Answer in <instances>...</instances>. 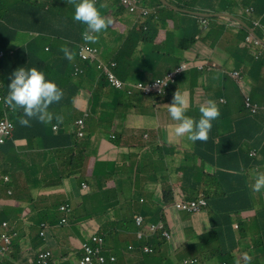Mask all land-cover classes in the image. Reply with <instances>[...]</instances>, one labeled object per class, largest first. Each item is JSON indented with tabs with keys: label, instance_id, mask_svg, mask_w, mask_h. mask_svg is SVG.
I'll return each instance as SVG.
<instances>
[{
	"label": "crops",
	"instance_id": "1",
	"mask_svg": "<svg viewBox=\"0 0 264 264\" xmlns=\"http://www.w3.org/2000/svg\"><path fill=\"white\" fill-rule=\"evenodd\" d=\"M5 1L9 4L13 3V0ZM28 1L36 2L38 5L43 3V0ZM65 1L68 2V0ZM143 1L159 10L161 24L164 26L168 25L173 44L178 47L180 39L188 36L187 23L192 19V14L185 10L195 11L198 6L207 7L213 2L209 0H172L173 2L165 0L177 8L174 9L167 5L174 9V11H170L162 7L157 0ZM160 2L165 5L162 1ZM235 2L237 3L234 7L235 12H238V5H252L250 0H235ZM59 3L64 4L65 7L53 15L47 14L46 6L37 11L30 4H26L23 7L9 5L8 19L12 23L10 26L17 33L14 38L16 42L27 48L32 37H24L22 35L28 29H40L42 30L41 32L46 30L58 35H62L68 30L79 31V28L74 26L75 22L72 19V13L66 12L67 9H72V6L67 5L64 0H59ZM255 6L256 8L260 7V5ZM258 15H260V12H258ZM129 19L132 21V18L127 15L126 20L129 21ZM120 26H124V24L115 22L113 30L115 31L116 29L121 33ZM227 27L230 30H226L224 35L221 36L222 42L230 37V33L235 34L238 31V27L233 23H227ZM27 33L33 32L29 31ZM165 34L166 29H162L159 32L161 38ZM66 43L67 41L65 40L51 38V42L48 45L54 49V54L48 61H28L29 68L36 67L44 72L46 79L55 82L65 93L61 102L53 104L49 109L54 116L60 115L63 117V122L58 124L63 129V132L58 133V130L53 129V125L57 124L55 119H53L51 124H43L37 120H32L30 127L21 126L18 120L23 115V112L20 110V113H16L18 118H14L13 122L16 125L15 140L9 142L0 152V173L8 174L12 180V184L6 191L3 187L0 188V198L9 201L8 206L0 205V235L3 232L1 225L4 222H7L9 227L15 229L19 234L18 239L15 241L17 248H14L12 254L6 255L8 259L4 264H28L37 257L39 250L45 248L44 243L38 236L39 229L31 223V220L34 219L35 224H40L39 219L43 213L52 210L57 211V198H59L58 202H68L71 205L74 213L69 219L76 225L80 222L75 219L76 212L82 207L84 202H87L88 210H94V208L104 210L120 209L115 202L117 199L115 193H111L110 199L107 197L101 198L96 203L92 202L91 197L97 192L98 187H103L105 192L115 189L116 178L125 179V184L122 185V188L125 189L126 194L132 192L130 188H127L130 186L129 179L132 178L137 180L135 183L137 192L149 189V185L156 187L153 193L151 189L146 191V193L148 197L150 195L155 196L153 197L154 209L156 211L162 210V215L161 217H155L151 221H164L167 230L172 235L171 239L163 247L157 245L156 249L153 246L157 241L154 239H152L153 241L150 240L152 241V247L150 245L147 246L152 248L154 253L147 255L140 250L142 247L136 239L137 227L127 224V222H131V217H118L116 220L109 222L107 216H98L92 220L94 221L93 223L85 226L84 234L81 233L78 227L76 232H73L71 228L66 229L68 238L63 241L58 231L53 234L54 241L51 247L54 248L68 240L75 239L73 250H65V256L62 259L63 264H79V260L82 258L83 244L89 238L98 235L104 237V249L107 254L117 257V264H183L182 262L186 258L194 257L195 255L193 247L188 248L187 246L197 243L199 236L211 231V228H209V217L205 211L197 216L178 211L174 208L173 202L160 204L162 194L171 192L175 195L177 190H181L186 197L187 193L184 192L186 190L191 191L194 187L196 191L202 192L207 183L204 173L214 172L216 168L204 165L200 160H195L191 149L186 145H181L182 140L176 141L170 137V128L175 122L172 121L169 113H167V108L161 107L166 102L155 103L148 97H145L143 101L137 99L134 105L126 104L125 108L117 101L111 102L104 99L105 103L111 105V109L106 112L103 118L110 122L113 119V112L116 111V118L108 127V132L100 134L99 127H92L93 124L97 123V120L87 117L85 126L88 128L87 131L92 133V138L84 140V138L78 137L74 132L75 122L85 113H89L90 100L97 88V84L88 74L81 77L73 76V80L71 79L70 73L74 65L78 63L77 61H57L61 54L64 55L61 48L67 47ZM178 47L168 51V54L165 52V54L175 57L174 53L178 50ZM35 50L40 51L42 48L36 49L32 47V52ZM191 53L194 52L179 50L176 55L180 56L182 60L185 57H190ZM212 58L217 65L215 68L205 71L209 81L208 84L202 83L204 74L199 71V79L195 86L194 73L191 71L172 90L169 100L173 99V95L178 89L189 92L191 108L188 111V115L191 117L200 115V112L197 111V106H200L201 103L197 101L196 96L199 95L201 88L197 87L205 86L211 89L222 87V93L214 96V101H216L222 113L223 106L227 105L224 92V79L226 77L224 72L230 69H242L244 73L247 71L246 66H241L242 62H240L239 58L229 51V47L227 50L220 48L215 50ZM201 61L199 60L198 62ZM163 62H161V66ZM251 62L244 64L250 66L249 63ZM82 65L83 63L79 61L78 66ZM42 67L47 69L41 70ZM13 69L14 65H11L9 72H12ZM141 72L144 75H141L139 80L150 81L160 74L162 75L165 71H160L158 68H155V70L141 68ZM259 81L264 82V66L259 74ZM242 91L244 94H249L245 85H242ZM113 96L114 94H108L109 98ZM220 99H225L226 103H221ZM192 107L195 109H192ZM233 112L235 113L236 110H233ZM20 135L22 136L20 137ZM112 135L114 136L113 139L111 138ZM27 138H29V141L26 140ZM36 139H40V142ZM218 141L217 139L216 143ZM7 147L11 148L10 153ZM26 150L33 151V154L22 155ZM72 150L76 152L84 151L86 155L85 159L80 161L78 176L84 175L85 181L83 182L88 183L92 190V193L87 197H84L80 191L83 182L77 181L75 177L59 181L63 174L68 173L67 155ZM59 152H62V154H58ZM17 155H20V157L18 158ZM100 162L113 163L117 167H107L99 170L97 169V164ZM59 184L61 186L57 187ZM11 186L14 196L17 195L18 200L7 197L6 192L11 191ZM176 196L173 197V200ZM37 211L41 216L36 217ZM133 211L135 213L136 209H133ZM93 213L95 212L93 211ZM248 213L249 211L245 212L244 215L251 217L247 215ZM84 214L85 212L82 213V215ZM80 219L81 221L86 220L85 216ZM146 223L151 222L147 221ZM237 228L238 224H235V229ZM86 233H88L87 236ZM127 236H131L132 239L127 245H121L119 240H125ZM224 240L227 241L226 236ZM129 247H133V250H129ZM216 247L222 246L219 243ZM239 252L242 254L246 253V251L240 250V243ZM153 256L157 258L156 263L153 261ZM225 263L227 262L222 264Z\"/></svg>",
	"mask_w": 264,
	"mask_h": 264
},
{
	"label": "trees",
	"instance_id": "2",
	"mask_svg": "<svg viewBox=\"0 0 264 264\" xmlns=\"http://www.w3.org/2000/svg\"><path fill=\"white\" fill-rule=\"evenodd\" d=\"M158 3L174 11V9L163 5L159 0ZM173 2L172 0H168ZM213 1L209 6L204 7L202 5L198 6L195 11L203 13H220L228 12L233 15H237L234 10V7L237 5L235 0H209ZM251 3L255 5H260L258 10H264V0H250ZM64 2L67 5L72 6V9H67L66 12L72 13V19L75 13L74 5ZM79 2V0H78ZM26 4H30L32 7H35L37 11L43 9L44 6L47 7L46 12L49 15L56 14L60 9L64 8V4H60L59 0H43L41 5H38L36 2H30L28 0H20V5L18 7H23ZM103 5V7H101ZM182 6L181 4H177ZM9 4L5 0H0V17L7 21L9 25L12 23L9 21ZM16 6V5H14ZM97 8L102 15L112 19V21L118 22H127L126 25L131 26V21L126 20V16L129 14L127 12L120 0H99L96 3ZM239 7L242 5H238ZM239 15V14H238ZM74 21V19H73ZM75 22V28H79V31L68 30L62 35L53 34L48 31L37 30L41 32V35L34 37L33 40L28 44L27 48L21 49L17 48L12 44L15 42L14 39L17 36L16 31L11 29L8 25L4 26L0 24V50L6 52V55L0 58V75L5 89H8V85L11 83L7 81L4 75V68L7 64H12L16 67L25 63V61H48V59L54 54V49L47 48L43 49L46 45L50 44L51 38H56L57 40L67 41L66 45L68 48L73 50L76 53L75 59L73 61H78V44L83 41L82 33L85 29V25L79 22ZM226 22H233L232 20H227L225 18H212L210 29L206 33H200V40L197 41L195 36L199 33L198 27L199 24L196 20V17L192 16V19L187 23V35L184 37L183 45L179 48L182 50H189L193 46H196L200 51L198 57L190 58L185 61L188 66V72L193 71L195 86L199 79L198 73L201 71L204 74V79L202 83L206 84V72L204 69L199 67V60L205 61L208 64H212L215 61L213 60V49L216 47L222 48L220 42L221 36L226 32ZM148 26V31L143 29L138 30L137 32L133 31L128 36L119 38V34L112 29V25L108 30L102 35H99V39L91 45H97L103 47L108 53H111V45L114 44L116 50L118 51L123 41L124 45L120 49L117 55V60L120 64V74L122 77L128 78L131 75L130 71V62L128 57H132L139 42H143L145 45L151 44L157 35V32H160L159 26L153 25L152 23H146ZM143 28V27H142ZM26 34V33H24ZM169 35L161 43H152L148 49V52H145L147 55L146 58L140 59L144 61L151 69L154 67V59L149 57L150 54L158 51V49H164L167 54L168 51H172L175 47L173 44V39ZM248 36V31L240 27L238 33H235L236 41L229 42V51L239 58L240 62L248 63L252 61L248 70L247 77L251 79V83L247 84V88L250 94V97L245 98L244 93L242 92L241 87H238L229 77L224 79V92L227 99V105L223 106V112L220 117L213 121V127L209 133V139L207 142L198 141L197 145L189 144L188 147L193 153V158L195 160H200L204 165L212 166L215 169L214 172H205L204 176L207 180L206 186L203 189V193L206 199L209 200L210 206L208 207V217L211 225V231L205 235L199 236L197 243L190 245L189 248L193 247L195 255L199 257V263L197 264H222L227 262L228 264H264V190L257 193L253 191L252 185L255 183V176L258 172H264V114L249 115L245 114V105L246 101L250 99L251 106L258 105L264 106V82L259 81V74L264 66V58L257 61L256 54L259 52L260 48L254 43H246V37ZM115 41V42H114ZM32 47L36 49L42 48V50H35L32 52ZM9 50L13 51V55L7 54ZM201 51H205L202 53ZM27 52V55L25 54ZM69 61L65 58L64 55H60L57 61ZM128 61V62H127ZM180 62V59H177L173 56L166 58L160 67L161 71L168 72L175 68ZM5 69V68H4ZM46 67H42L41 70H46ZM6 73L8 71H5ZM87 74L91 77L92 80L101 78L99 80V88L93 92L92 96L95 97L98 105L100 101L104 102L106 98V90L109 87L107 79L104 75H101L100 71L95 67H88L86 70ZM181 74L178 82L185 79L186 74ZM134 79L139 80L141 76L137 68L134 69ZM208 84V83H207ZM175 85H172L167 94L164 96H151L148 97L152 99L155 103H164L169 100L171 97L172 90L175 88ZM201 88L199 95L196 96L197 101L204 103L207 100H214L216 94L222 93V87L219 88H207L205 86L197 87ZM233 92V93H232ZM140 99L143 101L145 98L140 91L134 97L129 99V103L135 99ZM72 100V99H71ZM122 100H127V97H123ZM253 101V102H252ZM105 103V102H104ZM201 105V104H200ZM108 104L101 106V110L96 113V115H103L108 110ZM199 107L197 106V111L199 112ZM195 109V108H194ZM220 109V107H219ZM233 110H236L234 113ZM264 111V110H263ZM221 112V109H220ZM188 115V113H187ZM14 115H11V119L15 118ZM191 117V116H190ZM116 118V111L113 112V119L109 122L103 118L101 121L92 125V127H99L100 133L106 132L108 127L114 122ZM197 121L200 118V115L192 117ZM14 122V120H11ZM229 129L225 131L224 129ZM229 132L227 138L224 137V133ZM22 135H20L21 137ZM19 137V136H18ZM219 137V141L216 143V138ZM84 140H89L92 138V133L87 132L84 135ZM40 142V139H36ZM250 142L251 144H247ZM257 146L259 149V158H251L249 156V150ZM85 157L83 152H74L69 158V170L73 173L77 169L79 161L83 160ZM97 169H105L107 167L116 168L117 165L113 163H98ZM107 175V174H106ZM75 177V176H74ZM81 180V178H77ZM116 186L115 189L110 191L115 193L117 196L116 204L120 209H113L114 213L118 217L130 218L131 222H127L128 225L134 226V214L143 215L148 221L153 220L155 217H161L162 210L156 211L154 209V203L149 200L146 196L144 203H135L136 208H129L126 204V192L122 188V185L125 184V179L120 180L119 178L115 179ZM237 182V186H233V183ZM199 192L191 190L188 196H193L197 198ZM168 192L163 193L162 197H165ZM190 198V197H187ZM173 200V197L169 198ZM97 201V198H93ZM130 203L131 201L128 200ZM144 204V205H143ZM133 209H136L133 213ZM247 211H253L254 214L251 217H246L244 215ZM158 214V215H157ZM55 216V215H54ZM152 221V222H161ZM40 223V222H39ZM126 226L128 227V225ZM235 224H238V228L235 229ZM36 228L39 224L33 223ZM123 225V224H122ZM150 224L144 225V231H148ZM128 229V228H127ZM167 228L160 227L159 231H152L148 236V239H154L157 242L153 246L155 249L157 245L161 247L167 244V239L163 237V232ZM14 229L10 228V232H13ZM226 236L227 241L224 240ZM132 239L131 236H127L125 240H119L121 245H127V243ZM220 243L222 247H216ZM239 243L240 250L246 251L245 254L239 252ZM11 245V243H9ZM14 248H17V243L13 245ZM13 250L11 254L13 253ZM151 250V249H150ZM154 253V250H151L147 255ZM239 255L250 258L247 261L241 262L239 260ZM154 263L157 262V258L153 256ZM3 261L1 264H4ZM183 263V262H182Z\"/></svg>",
	"mask_w": 264,
	"mask_h": 264
},
{
	"label": "clouds",
	"instance_id": "3",
	"mask_svg": "<svg viewBox=\"0 0 264 264\" xmlns=\"http://www.w3.org/2000/svg\"><path fill=\"white\" fill-rule=\"evenodd\" d=\"M98 1L99 0H79L78 2V0H68V2L74 5L75 7V13L73 17L74 21L82 23L86 26L82 33L83 41L78 44L79 60L77 62L79 63V61H81L83 65L78 66V63L74 65L70 73L71 79L73 80V76H78V77L85 76L87 74L86 72L87 68L91 66H95L100 71L101 75H104L106 77L109 85V87L106 90V98L104 99H107L111 102L117 101L124 108L126 107V104L134 105V102L137 99H135L130 103H129V99L134 98L139 91L144 97L159 96L157 94L147 93L142 87H147L156 82V84L160 86V90H161V83L158 80H164L166 78L169 79L168 78L169 75H174L175 80L169 83V86L166 87L164 93H161L163 95L167 94V91L172 89L171 86L178 83L180 75L182 73L185 74L186 72H188V66L186 65L185 61L190 58L194 59L198 57L200 51L197 49L196 46H193L189 50H182L178 47V50L174 53V56L175 58L180 59L179 64L172 70L168 72H164L162 73V75L160 74L155 79H152L150 81H140L134 79L133 72L135 67L137 68L140 75H144V73L141 72V68L151 69L146 64H144V61H140V63L139 61H129L131 75L128 78L122 77L120 74V64L116 58L117 55L113 56V54L108 53L101 46L91 45V43L93 44L94 42H96L99 39V35L100 34L102 35V33L106 32L111 25H112V29H114L115 22H118V21H112V19L101 14V12L96 6V3ZM138 1L139 4L137 5V8L134 11L126 9V11L129 12L128 17L132 18V21L129 19V21H131V26L126 25V23H122L124 24V26L119 27L121 33L115 29V31L119 34L118 39L128 36L133 31L137 32L140 29H143L144 31H148L149 29L147 24H145V22L146 23L149 22L152 23L153 25L159 26L161 30L166 29V34L163 38H161L158 32L156 35V39L165 40L170 35L171 32H169L170 28L168 27V25L164 26L161 24L162 21L159 20L160 19L159 10L152 5L145 3L143 0H138ZM9 5H14V1ZM165 5H170L172 8L177 9L174 5L169 4L168 2H166ZM101 7H103V5H101ZM185 11L188 12L189 10H185ZM257 11L260 12V15H258ZM191 12L203 13L198 11H191ZM220 13H228V12H220ZM236 13L237 15L234 16L244 21L250 27V29H252L253 32H250L248 29L241 26L236 20L225 17H213V18H225L227 20H232L233 22H226V30H230L227 27V23L235 24L238 27V31L240 30V27L245 28L248 31V36L246 37V43H254L256 46H258L260 50L255 56L256 60L259 61L263 59L264 58V10L263 11L258 10L255 4L252 3V5H248V6H243V5L240 6L238 12ZM206 14H217V13H206ZM192 16L196 17V20L199 24L198 27L199 33L195 36L196 40L199 41L200 33H206L210 29L212 18L195 16L193 14ZM0 24L4 26L8 25L11 29H13L7 23V21L5 19L3 20L1 17H0ZM29 31H32L33 33H27ZM238 31L235 33H238ZM23 33H26L22 35L24 37L31 36L32 37L31 41L33 40L34 37H38L41 35V32L37 31L36 29H28ZM125 41H123L122 46L124 45ZM183 41L184 39H180V44H179L180 47H182ZM226 41H228L227 44V49H228L229 42L236 41L235 34L230 33V37ZM220 42L222 44V39L220 40ZM12 44L17 48H21V49L25 48L23 47V45L18 44L16 41L12 42ZM47 48H50V46L47 45L43 49L47 50ZM120 49L117 52H119ZM217 49L219 48L216 47L215 49H213L212 53ZM179 50L190 51L194 53H191L192 55L190 57H185L184 59L181 60V57L176 55ZM61 51L64 53V56L67 60L73 61L75 59L76 53L70 48L63 47L61 48ZM7 54L13 55V51L9 50ZM25 54L27 55V52ZM5 55L6 52L0 50V58L4 57ZM161 62L162 61H154L155 68H158L160 70ZM11 65L12 64L5 65L4 66L5 69L2 66L6 80L10 81L11 79V83L8 85V89H5L0 75V152L4 148V146H6L9 142L15 140L14 133L16 131V125L13 122H11V120H15L18 118V114L16 113L18 112L20 113V110H22L23 112V115L18 120L21 126L30 127L31 126L30 122L32 120H37L38 122L43 124H51L53 119H55L57 121V124L53 125V129L58 130L57 131L58 133L63 132L61 126H58L59 123L63 122V117L60 115L54 116V114L51 111H49L50 107L53 104L60 103L61 100L64 98L65 93L63 89H61L55 82L47 80L45 73L38 70L36 67L29 68L28 61H25L24 64L18 67L14 66L12 72H9V67ZM216 65L217 64L215 63L208 64L205 61L199 62V67L201 69H204L205 71L215 68ZM241 66L247 67L246 73H244L242 69L240 70L230 69V70H226L224 74L226 77H229L231 81H233L238 87H241L242 89V85L246 86L247 84H250L251 79L247 77L250 66L244 63H242ZM155 68L153 67L152 70H155ZM5 71L8 72L6 73ZM100 79L101 78H97L96 80H93L97 84V88H99ZM140 85L142 87H140ZM165 85H163V87ZM109 93L114 94V96L112 98H109L108 97ZM244 95L245 98L250 97V94H244ZM123 97H127V100L126 101L122 100ZM220 102L226 103V100L220 99ZM105 104L106 103L100 101V104L98 105L97 101L95 100V97L92 96L90 100L89 113H85L80 119H78L75 122L74 132L78 137L83 138L86 131L88 130V128L85 126V119L87 117H90V119H96L97 122L103 119L106 113L101 116L96 115V113H98L101 110V106ZM165 106L167 108V113H169L172 121L175 122L170 128V132H169L170 137L176 141L182 140L181 145H186V146H188L189 144L197 145L198 141L207 142L209 139V133L211 132V129L213 127L212 122L217 120L221 115L218 104L216 103V101L211 99L207 100L204 103H201L199 107L200 118L198 121L187 115L191 106L190 94L187 90L181 91L180 89H178L174 93L171 103ZM244 108H245L244 111L245 114H249V115H258V113L264 110V106H258L256 104L251 106L250 99L246 101V105ZM109 109H111V105L108 106V110ZM15 114H16L15 119L14 118L11 119V115L15 116ZM224 130L228 131L229 129L225 128ZM106 132H102V133H106ZM228 133L229 132L224 133L225 138L229 136ZM111 138L113 139L114 136L112 135ZM217 139H219V137H217L216 140ZM247 144H251V143L247 142ZM7 148L9 149V153H10L11 148L9 147ZM254 151H256L257 154H259V149L257 146H255L249 150V156L254 157V159H256L255 156L251 155L252 152ZM74 152L76 151L72 150L67 155L68 173L63 174L59 178V181H62L63 179H70L74 176L75 179L79 182L85 181L84 175L78 176V173L80 172V167H79L80 161L79 164L77 165V169L73 173L74 176H72V172L69 170V158ZM78 152H83L85 155L84 151H78ZM58 154H62V152H59ZM17 157L19 158L20 155H17ZM85 157L83 158V160L85 159ZM97 166H99V164H97ZM77 178H81V180H78ZM136 181L137 180L135 178L129 179L130 186L127 188H130L132 192L130 194H126L125 196L126 204L124 205V206L127 205L129 208H136L135 203H144L146 196L149 200L154 202L153 197L155 196L150 195V197H148L146 191L151 189V192L153 193L156 187L149 185V189H144L142 191L137 192L135 186ZM11 184H12L11 177L8 174L0 173V188L8 187ZM60 186L61 185L59 184L57 187ZM252 188L253 191L257 193L264 190V172H258L256 174L255 183L252 185ZM80 191L84 197H87L92 193L89 184L85 182L81 184ZM189 192H190L189 190H186L184 192L187 193L186 197L181 190H177L175 192V195L171 192H168V194L165 197H162V200H160V204L173 202V206L176 210L186 212L192 216H197L203 211H205L208 214L207 211L208 208L203 207V203L206 198L203 191L198 193V194L200 193L203 194L202 198H193V196L197 194L188 196ZM174 196H176L174 200L169 199L170 197H174ZM91 197L93 203L97 202L93 200V198H97V200H99L101 198L107 197L108 199H110V191L107 190L105 192L103 187L101 188L98 187L97 192L94 194V196ZM8 198L9 199L15 198L18 200L17 195L14 196V194L9 196ZM57 200H59V198L56 199L57 211L52 210L50 212L43 213L42 217L39 219V222L41 223L37 228L39 229V234H38L39 239L42 240L45 248H48V250L51 248V246L45 244V242L49 239H53V234L57 233V231L59 235H61L62 238L61 240L63 241L68 238V233L66 229L71 228L73 232H76V228L78 227L81 233H83L85 232L84 230L85 226L87 224L93 223L94 221L92 220H94L98 216H107L109 218V222H112L118 218V216H116V214L114 213L113 209L104 210V209L94 208V210H88L87 202H84L82 207L76 212L75 219L80 221L76 225L72 223L69 219L71 215H73L74 213V210L71 207V205L68 202L60 203ZM128 200H130L131 202L129 203ZM30 202L32 203V201ZM0 205L8 206L9 201L0 198ZM93 211L95 213H93ZM83 212H85L84 215H82ZM35 215L36 217L41 216V214L38 211L36 212ZM82 216H85L86 218L85 221H81L80 218ZM133 220H134V226L137 227L136 239L139 241L142 247L140 250L144 254H146L149 249L153 250L152 248H149L147 246L150 245L152 247L151 242L153 240L148 239L150 233L152 231L154 232L159 231L160 227L167 228V226L164 221L161 222L148 221L143 215L137 213L136 215L134 214ZM147 221L151 223H146ZM31 223L32 224L34 223V219L31 220ZM147 224H150L151 226L148 231H144L143 227L144 225ZM1 227L3 229V232L0 235V264L8 259L6 255L11 254L13 250V245L19 236L18 232L15 229L13 232H10V227L7 222H4L1 225ZM209 228H211L210 224H209ZM87 234L88 233H86V236ZM163 237H165L168 241L171 239L172 235L165 234ZM9 243H11V246H8ZM189 246L190 245H188L187 247L189 248ZM104 247H105L104 237L98 235L89 238L82 246V252H81L82 258L79 260V264H88V263L117 264V257L111 254H107ZM45 248L41 251V253H37L36 255L37 257L34 259L36 260V262L34 264H38V262H40L41 264L52 262V259H49V253H43V251H45ZM129 250H133V247H129ZM39 255H42L43 257L42 259L37 260ZM196 256L197 255H194V257L186 258V260H184L183 262L185 264H189V262H192V264H197L199 263L200 260L199 257L195 259ZM249 259L250 258L239 255V260L241 262L247 261ZM32 261L33 260H31L28 264H32L31 263Z\"/></svg>",
	"mask_w": 264,
	"mask_h": 264
},
{
	"label": "rangeland",
	"instance_id": "4",
	"mask_svg": "<svg viewBox=\"0 0 264 264\" xmlns=\"http://www.w3.org/2000/svg\"><path fill=\"white\" fill-rule=\"evenodd\" d=\"M13 1H14V5H16V6L20 5V0H13ZM227 44H228V41H223L222 42V49L223 50H226L227 49ZM150 45L151 44L145 45L143 42H140V44L137 46V50L139 52L137 54L134 53L132 55V57H128L129 58L128 60L129 61H139L140 59H143L145 57V53H143V51L146 48L149 49ZM206 82L207 83L209 82L207 78H206ZM170 103L171 102L164 103L163 106H161V107H166L165 105H168ZM192 109H194V108L192 107ZM263 113L264 112H260V113H258L257 116H260ZM259 157H260L259 154H257V157L256 158H259ZM235 183H236V185H234ZM233 186H237V182H234L233 183ZM247 215L248 216H252L253 215V212L252 211H249V213ZM157 221H159V220H157ZM74 241H75V239L68 240V241L60 244L59 246H57L55 248L54 247H51L49 250L43 251V253H49V259H52L53 260V264H63L62 259L65 256V250L72 251L73 250V243H74ZM42 250L43 249L39 250L37 253H41ZM46 264H50V263L47 262Z\"/></svg>",
	"mask_w": 264,
	"mask_h": 264
},
{
	"label": "bare ground",
	"instance_id": "5",
	"mask_svg": "<svg viewBox=\"0 0 264 264\" xmlns=\"http://www.w3.org/2000/svg\"><path fill=\"white\" fill-rule=\"evenodd\" d=\"M121 1V4H122V6H123V8H125V10L126 9H129V8H127L126 6H125V4H124V2H123V0H120ZM162 41H164V39H156L155 38V40L152 42V43H161ZM151 43V44H152ZM111 54H113V56H116V55H118V52H117V50H116V47H115V45L114 44H112L111 45ZM139 51L136 49L135 50V54H137ZM145 52H148V49L146 48V49H144V51H143V53H145ZM146 54H145V57L144 58H146ZM149 57H151L152 59H154L155 61H164L166 58H168L169 56H167L166 54H165V50L164 49H158V51H156V52H154V53H152V54H150L149 55ZM143 58V59H144ZM159 58V59H158ZM151 93H153V94H157V95H159V96H164L163 94H160V93H155V92H151ZM261 112H263V110L261 111ZM22 128H24V127H22ZM26 140H28L29 141V138H27ZM26 154H28V155H31V154H33V151H31V150H26V151H24L23 152V154L22 155H26ZM257 157V155L255 156V158ZM252 158H254V157H252ZM9 188V186L8 187H5L4 189H5V191L7 190ZM14 194V192H13V189H12V186H11V191L10 192H6V195L9 197V196H11V195H13ZM203 197V194L201 193L197 198H202ZM210 206V202H209V200L208 199H206L205 198V200H204V203H203V207L204 208H208ZM165 234H171L168 230H165L164 232H163V236L165 235ZM53 239H49V240H47L46 242H45V244H47V245H49V246H51L52 244H53ZM8 246H11L10 244H8ZM45 250H48V248H45ZM151 252V250L149 249L148 250V252L147 253H150ZM146 253V254H147ZM42 255H39V257L37 258V260H40V259H42ZM195 259H197L196 257H195ZM36 262V260H33L31 263L32 264H34ZM50 264H52V262L50 263ZM88 264H92V263H88ZM183 264H185L184 262H183ZM189 264H192V262H189Z\"/></svg>",
	"mask_w": 264,
	"mask_h": 264
},
{
	"label": "built area",
	"instance_id": "6",
	"mask_svg": "<svg viewBox=\"0 0 264 264\" xmlns=\"http://www.w3.org/2000/svg\"><path fill=\"white\" fill-rule=\"evenodd\" d=\"M123 2L125 4V6L127 8H129V10H131V11H134L137 8V5L139 4L138 0H123ZM168 78L169 79L166 78L164 80H158L161 83V90H160V86H158L156 84V82L154 84L147 86V87H142L141 85H140V87H142L147 93L155 92V93L161 94V93L165 92V89H166V87L169 86V83L173 82L175 80L174 75H169ZM163 85H165V86L163 87ZM251 155L256 156L257 152L254 151V152H252ZM38 264H41V263L38 262Z\"/></svg>",
	"mask_w": 264,
	"mask_h": 264
},
{
	"label": "water",
	"instance_id": "7",
	"mask_svg": "<svg viewBox=\"0 0 264 264\" xmlns=\"http://www.w3.org/2000/svg\"><path fill=\"white\" fill-rule=\"evenodd\" d=\"M162 2L166 3L165 0H161ZM189 13H192L195 16H201V17H225V18H230L233 20H236L241 26L245 27L246 29H248L250 32H253L252 29H250V27L241 19L237 18L234 15L228 14V13H217V14H206V13H197V12H191L188 11Z\"/></svg>",
	"mask_w": 264,
	"mask_h": 264
}]
</instances>
